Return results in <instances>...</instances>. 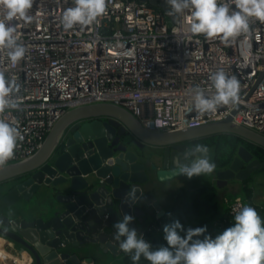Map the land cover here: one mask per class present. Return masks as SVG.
Wrapping results in <instances>:
<instances>
[{"label": "built area", "instance_id": "obj_1", "mask_svg": "<svg viewBox=\"0 0 264 264\" xmlns=\"http://www.w3.org/2000/svg\"><path fill=\"white\" fill-rule=\"evenodd\" d=\"M71 4L33 0V20L12 21L25 46L24 57L13 65L7 50L0 48V71L21 84L14 94L21 107L0 113L17 121L21 133L14 155L3 165L39 149L67 109L91 103L121 106L155 132L230 117L233 124L264 135V23L250 21L249 33L226 43L218 36L190 34L187 13L173 17L145 1L106 0V12L96 21L65 30L60 17ZM218 68L239 79V100L200 113L190 90L199 85L208 94L214 92L209 76ZM225 201L228 216L214 222V228H221L245 204L239 198ZM164 225L158 219L140 233L150 242L148 233L160 232ZM2 240L0 264H18L16 254L6 249L10 241Z\"/></svg>", "mask_w": 264, "mask_h": 264}, {"label": "water", "instance_id": "obj_2", "mask_svg": "<svg viewBox=\"0 0 264 264\" xmlns=\"http://www.w3.org/2000/svg\"><path fill=\"white\" fill-rule=\"evenodd\" d=\"M140 1L164 12L169 7L166 0ZM222 132L264 149V135L233 124L230 117L155 132L118 105L69 108L32 155L0 166V235L24 249L32 264H80L81 257L92 263L94 257L103 261L107 255L125 254L114 238L113 223L131 214L130 226L140 233L161 219L165 210L156 193L164 191L168 181L186 177L172 174L177 163L194 158L186 143ZM208 155L214 161L210 149ZM260 166L240 144L225 166L193 176H207L222 187L241 182ZM132 188L137 197L127 201Z\"/></svg>", "mask_w": 264, "mask_h": 264}, {"label": "clouds", "instance_id": "obj_3", "mask_svg": "<svg viewBox=\"0 0 264 264\" xmlns=\"http://www.w3.org/2000/svg\"><path fill=\"white\" fill-rule=\"evenodd\" d=\"M166 3L169 5L166 12L170 16L187 13V31L203 34L205 39L218 36L228 43L249 33L250 21L264 23V0H166ZM32 5L33 0H0V48L7 50L13 65L24 57L25 46L18 39L12 21L20 18L24 23H30L33 20L29 12ZM105 12L106 0H72V4L63 10L60 23L69 30L76 25H89ZM209 79L214 88L211 94L199 85L190 90L193 106L198 112H215L220 105L236 104L240 90L236 75L218 68L210 73ZM20 89L21 84L16 78L0 71V113L21 107L14 96ZM20 136L18 122L0 116V166L14 155ZM208 152L207 145L196 143L190 153L194 158L177 163L172 174L191 178L212 173L216 165L209 159ZM136 197L135 188L127 190V201H134ZM133 219V215L124 213L113 223L114 238L119 242L120 250L130 254L133 264L141 257L149 264H264V219L249 204H242L232 217L234 222L214 237L206 232V225L185 227L179 220L165 224L166 245L156 248L130 226Z\"/></svg>", "mask_w": 264, "mask_h": 264}, {"label": "trees", "instance_id": "obj_4", "mask_svg": "<svg viewBox=\"0 0 264 264\" xmlns=\"http://www.w3.org/2000/svg\"><path fill=\"white\" fill-rule=\"evenodd\" d=\"M208 141L213 145L215 153L214 162L217 167L225 166L233 156L235 148L240 146V144L244 145L246 149L253 153V157L258 160L261 166L260 169L252 175L241 180L240 198L245 204L254 205L257 208L258 214L264 219V206L253 204L250 200L253 191V175L258 174V171L264 173V149L230 133H216L215 135L210 136ZM259 186L262 187V189H260L264 196V180L259 182ZM219 188L221 187L215 186L214 183H209L200 187L192 188L189 191L183 188L178 189V195L174 201L169 203L167 211L168 214L175 213L176 216L174 217L172 215L171 218H167L166 224L174 220H179L185 227L206 225V232L214 237L217 233L221 232L224 228L230 226L234 222L230 219L225 222L221 228H214V222L221 221L228 216L227 203L225 200L229 199L217 196V190ZM183 196L184 199H182ZM163 219L165 218L163 217ZM202 235L203 234H201V236ZM148 237L154 248L166 245L163 229L157 233H148ZM147 263L148 261L143 257L136 262V264ZM121 264H133L129 253L122 255Z\"/></svg>", "mask_w": 264, "mask_h": 264}, {"label": "crops", "instance_id": "obj_5", "mask_svg": "<svg viewBox=\"0 0 264 264\" xmlns=\"http://www.w3.org/2000/svg\"><path fill=\"white\" fill-rule=\"evenodd\" d=\"M203 178L201 176H192L191 178L188 177H178L175 179H172L171 181H168L166 183V186L163 189L164 191H158L156 193V199L159 200L161 206L165 210V215L161 218L165 224L167 221V218H171L173 215L174 217L176 216L175 213H169L168 214V205L170 202L174 201V199L177 197V192L178 189L183 188L186 189L187 191L191 190L192 188L200 187L203 186ZM259 186L258 184H254L253 182V191H252V196H251V201L253 204H258L264 206V196L262 193V190L257 191V187ZM240 189H241V182L239 181H234V182H229L228 184L222 186L217 190V196L220 198H228V199H233V198H240ZM229 194V196L227 195ZM184 199V196L182 197ZM241 199V198H240ZM223 200V199H222ZM155 222V221H154ZM147 225L144 228H146ZM2 239H7L0 235V245L3 243ZM10 241L9 239H7ZM11 243V245H10ZM9 247L7 246L6 249L8 252L16 254L18 257V264H32L31 257L24 249H21V247L16 246L13 242L10 241ZM0 250L2 248L0 247ZM122 255L120 254L117 257L109 256V258L106 259V261H99L97 258H93L92 263H86L83 258L81 257L80 259V264H121L122 262ZM108 260V261H107ZM149 264V262L147 263Z\"/></svg>", "mask_w": 264, "mask_h": 264}, {"label": "rangeland", "instance_id": "obj_6", "mask_svg": "<svg viewBox=\"0 0 264 264\" xmlns=\"http://www.w3.org/2000/svg\"><path fill=\"white\" fill-rule=\"evenodd\" d=\"M258 174H255V175H253V182H254V184H258L259 182H261V181H263L264 180V173H262L261 171H258L257 172ZM203 178V183L204 184H209V183H211V181L209 180V179H207V176L206 177H202ZM5 187V186H4ZM257 187V191H259V190H261L262 189V187L261 186H256ZM157 189H158V187H156ZM261 188V189H260ZM4 190H5V188H4ZM3 190V191H4ZM159 190V189H158ZM228 196H229V194H227ZM107 258H109V256L107 255V256H104V260L106 261V259ZM103 260V261H104ZM108 261V260H107Z\"/></svg>", "mask_w": 264, "mask_h": 264}, {"label": "flooded vegetation", "instance_id": "obj_7", "mask_svg": "<svg viewBox=\"0 0 264 264\" xmlns=\"http://www.w3.org/2000/svg\"><path fill=\"white\" fill-rule=\"evenodd\" d=\"M210 137V136H209ZM209 137L207 138H198V139H193V140H190L189 142L186 143V145H188L189 147H193L196 143H201V144H205L208 146V148L213 152V154L215 155L214 153V149H213V145H211L210 141L209 140ZM137 153H141V151H139L138 149H136Z\"/></svg>", "mask_w": 264, "mask_h": 264}]
</instances>
